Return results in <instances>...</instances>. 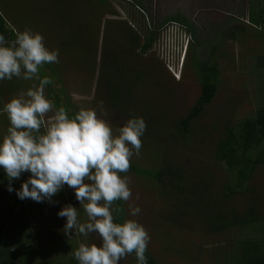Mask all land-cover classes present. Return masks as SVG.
Instances as JSON below:
<instances>
[{"label":"rangeland","instance_id":"1","mask_svg":"<svg viewBox=\"0 0 264 264\" xmlns=\"http://www.w3.org/2000/svg\"><path fill=\"white\" fill-rule=\"evenodd\" d=\"M196 19L179 27L177 22L158 25L125 0H0V20L11 34L30 28L43 35L49 49L59 50V62L44 67L57 77L53 86L62 89L67 100L64 108L71 103L77 111L95 108L114 130L131 117H142L146 131L140 155L132 158L131 165L147 170L167 165L179 168L189 187L194 184L206 199L208 209L201 204L198 212L255 218L251 223L212 231L203 218L192 213L190 205V216L179 213L184 208H180L181 202L173 206V197L166 194L171 191L170 176L164 174L158 180L129 170L122 174L128 176L132 192L129 201H121L123 220L134 218L145 227L151 237L147 253L155 264H236L240 241L263 236L264 163L245 182L249 188L237 187L231 193L226 187L233 173L214 153L226 127L264 109V26L251 19L229 37L235 23L225 27ZM153 30H157L155 42L141 52L144 38ZM188 34L192 40L187 43ZM109 51L112 63H118L119 56L128 61L122 63L128 68V85L127 94H120L121 103L108 97L103 72L107 70L102 67L101 71L100 63ZM202 64L217 67L216 94L183 131L180 120L201 94L198 76ZM60 194L64 195L60 191L53 202H58ZM65 197L62 206L72 204L81 221L86 220L73 190ZM10 202L0 206V248L10 244L7 232L11 228L22 240L30 241H23L27 246L17 245V250L33 248L18 264H78L72 252L83 238L74 233L68 239L63 231L66 218L50 219L52 203ZM130 205L141 209L136 217H130ZM41 211L44 220L40 223ZM26 231L34 234L27 238ZM89 240L100 243L95 234ZM10 259L19 261L15 256ZM120 264H136V260L129 255Z\"/></svg>","mask_w":264,"mask_h":264},{"label":"clouds","instance_id":"2","mask_svg":"<svg viewBox=\"0 0 264 264\" xmlns=\"http://www.w3.org/2000/svg\"><path fill=\"white\" fill-rule=\"evenodd\" d=\"M14 34L11 41L0 34V81L33 83L0 108L9 122L0 138V171L9 181L7 190L37 203H53L65 186L73 190L86 220L81 221L72 204L62 206L57 216L66 218L63 231L68 239L74 233L83 238L72 252L78 264H120L129 255L136 264H148L151 237L145 227L137 219L117 222L114 216V202H127L132 195L129 178L122 174L140 155L146 121L134 116L114 130L95 108H80L70 116L66 108L56 107L45 95L55 81L41 77V70L59 62V50L49 49L43 35L30 28ZM25 173L27 179L15 189L11 182ZM129 208L130 217L141 211L139 206ZM92 234L99 244L89 240Z\"/></svg>","mask_w":264,"mask_h":264},{"label":"trees","instance_id":"3","mask_svg":"<svg viewBox=\"0 0 264 264\" xmlns=\"http://www.w3.org/2000/svg\"><path fill=\"white\" fill-rule=\"evenodd\" d=\"M252 19L254 20V17H252ZM260 24L264 26V23ZM156 34L157 30H153L147 34L146 38H144V43L141 45V52L147 51L153 45L157 37ZM133 38L138 41L139 37L135 35ZM122 49L125 48H121V50ZM106 56L107 57L104 59V61L102 58V63L100 64L101 71L102 67L107 70V72L103 71L104 79L107 82L109 90V94L107 95L110 97L111 101L117 100L118 103H121L120 100H123V97L121 98L120 94L127 92L126 87L128 85V68L122 64L124 60H122L123 56H119L118 63L111 62L110 51L107 52ZM124 62L128 61L124 60ZM107 75L109 76L108 78ZM198 77L201 82V94L196 104L192 107L190 113L185 118L180 120L183 131L186 130L190 121L196 118L202 112L204 105L210 103L216 94L219 80L218 70L215 65L207 66L202 64L200 66ZM263 146L264 109H260L255 113V115L243 118L239 120L236 125L232 127L228 126L224 129L223 138L218 140L215 146L214 154L215 158L218 161L224 162L230 172L233 173V180L229 182L226 190H229V192L233 193L237 187L243 191L249 188L245 182L251 178V175L256 167L264 163ZM130 170L141 174H146L147 176L158 180L164 174L170 176L171 179H169V181L171 183L168 185V188L171 191L166 194L173 197L175 201L173 206L177 207V204L181 202L182 204L180 205V208H184L183 210H180L179 213L188 215L187 213L190 211V209L187 207L190 205V208L193 209L192 213H196L199 218H203L207 226L212 231L225 230L237 225L241 226L242 223H251L255 219L252 216L249 218H241L233 214L227 217L224 214L225 212L222 213L221 211H217L215 214L212 213L213 215H211V211H208V213L204 211L198 212L197 210L201 207V204H204L202 208L208 209L204 203L206 199L203 200L204 198L202 196V191L198 190L194 184L189 187L190 185H188L187 181L184 180L185 178L183 173H181L180 169L177 167L173 169L170 165H167L161 169L147 170L140 169L136 165H131ZM208 197L211 198L210 195ZM114 205L117 209L115 216L117 222H123L124 213L121 201L114 202ZM262 231L263 236L261 237L240 241L239 250L235 258L236 264H264V224ZM19 241V235L17 234V236L11 240V244H19ZM3 248L6 249V252L0 251V264H18V262L23 263L30 252L33 251L32 247L30 249L25 248L19 251L15 255L19 261L15 262L10 259L11 256L14 255L11 254L9 245L4 244L0 249ZM146 256L148 257V264H155L153 257L150 256L149 253L146 252Z\"/></svg>","mask_w":264,"mask_h":264},{"label":"crops","instance_id":"4","mask_svg":"<svg viewBox=\"0 0 264 264\" xmlns=\"http://www.w3.org/2000/svg\"><path fill=\"white\" fill-rule=\"evenodd\" d=\"M125 1L131 3L133 7L141 11L143 14L149 15L157 22L158 25L164 24V22H177L179 25H186V23L191 24L190 21L194 20L196 17H198L199 21H203V23L211 25L219 24L227 27V24L235 23V27L232 28L229 37H232V32L240 29L238 26H241V24L246 25L248 22H251L252 17H254V20L258 22L257 25H262L260 23H264V0H138V3L134 2L133 0ZM198 19L196 20L198 21ZM0 34L5 35L6 39L9 41L15 39V35L8 31L2 20H0ZM46 69L47 67H44V73H41V77L44 75L51 76L49 69ZM53 79L56 83L57 77ZM32 83L33 81H25L17 78H13L11 81H0V108H3L4 104L7 103L11 98L18 96L22 91H26L32 85ZM54 87L55 86L53 85L47 86L45 89V95L54 102L56 107H64L67 100L65 96L62 95V89L58 90ZM71 104L69 107L67 104V108L65 106L70 116L77 111L76 106L71 107ZM51 115L52 114L50 113L49 116ZM8 126L9 122L6 115L0 114V138L6 134ZM28 175V173H25L22 175L20 180L12 181V186L15 189H19L22 181L26 180ZM8 184L9 181L5 174L0 171V206L5 205L8 200H10V203H13L14 205L20 200L14 191L9 192L7 190ZM70 191L72 190L65 186L63 190H61L64 195L61 196L60 194L59 199L57 200L58 202H53L50 206V211L52 214L51 218L49 215V218L52 219V221L53 219L59 221L64 219L62 218V220H60L61 218L57 216V212L60 210L59 208L62 207V200H66L67 198L65 197V194L68 195ZM42 211L40 212L41 216H38L39 219H41L40 223L44 220V213ZM20 213L24 212L21 211ZM46 221L48 222V220ZM39 227H41V225ZM13 232L11 231V228H9V232H7V239L10 241V250H14V252L17 254L21 250H17L15 247L19 245V248L21 244L30 241L28 239L22 240L23 238H21L17 230H14ZM17 234L19 235V244H11V240H13ZM25 234L27 238H29L32 237L34 233L31 231H26ZM23 246L27 245L24 244ZM16 254H14V256Z\"/></svg>","mask_w":264,"mask_h":264},{"label":"built area","instance_id":"5","mask_svg":"<svg viewBox=\"0 0 264 264\" xmlns=\"http://www.w3.org/2000/svg\"><path fill=\"white\" fill-rule=\"evenodd\" d=\"M177 26L179 27L180 25L177 24ZM190 40H192V38H191L190 34H188V37H187V43H188Z\"/></svg>","mask_w":264,"mask_h":264}]
</instances>
